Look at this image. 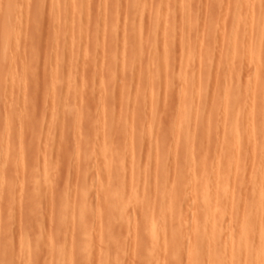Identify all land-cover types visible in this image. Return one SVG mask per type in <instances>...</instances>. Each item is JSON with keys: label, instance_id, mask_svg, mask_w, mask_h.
<instances>
[{"label": "rangeland", "instance_id": "1", "mask_svg": "<svg viewBox=\"0 0 264 264\" xmlns=\"http://www.w3.org/2000/svg\"><path fill=\"white\" fill-rule=\"evenodd\" d=\"M15 1L20 2L19 4L21 6H23L24 10H27V11L20 9L18 7L19 5H17V3H15L16 6L19 8V9L17 8L18 11L22 10L23 12H25V14L21 15V13H23V12H21V13L17 12V13H19V15H18L16 13V10H15L14 11L15 17L13 18L14 20H12V27L14 24L17 23V21L19 22V24L21 21L22 24H20V25L21 26L23 25L22 27L25 30L20 26L23 31L21 32V31L17 30L16 31L17 33L14 32V35L16 34V36L17 35L21 36V37L17 36V38L19 37V43H16L18 41V39L17 40L15 39L14 40L15 43H14L12 39L15 38L16 36H13V34L12 35L10 34V37L11 36H13V37H11L12 38L11 40L9 38V40H10V42H12V44L14 43L15 45L12 46L11 43L9 42L10 46H8L7 49H9L10 47H12V49H13L14 46H16L14 49V50H16V52L14 54V51H11V54H14L13 56L10 55V53L8 51H7V54L9 53L8 55L12 56L14 58V60L18 59L19 61H23V63L21 62L23 65H21L20 62H19L20 65L17 64L18 61H15L16 62V64H15V63H13L14 62L13 61L12 62L14 64L13 66L15 67V65H16V67H17L16 70L13 69L12 66H9L8 60L10 58L7 55L8 60L5 59V60H7V63H6L7 65H5L6 61L4 60L5 62H4V65L2 67V70H4V72L0 71V73L8 76V73L11 74V72H9L10 71L9 67H11L12 68L11 71H13V72L15 71L14 74H18V78H15L17 76L14 75L12 72L11 81H7V80H9V79H7V76H4V75L2 77L0 76L1 78L4 79L3 80L0 78L1 79L0 85H2L3 82L6 84V85L0 86V87H2V88H0L2 90V91H0V156H1L0 158L2 159L4 154H6L5 151H6V148H8V144H10V146L12 147L10 149H13V147H14L16 150V148H20L19 144L21 142V144H20L22 146L21 148L24 150L26 149L28 152L27 151L23 152L21 154V156H22L21 157L17 154L18 149H17V151H15L13 149V152H12V150L10 151L11 152L10 155H12V156L14 155L13 156L14 160L10 159L13 162L10 163V165H9V159H8V161L4 162L5 165H6V162L8 165L3 167V168H1L3 166V162L2 163L0 162V173H2L4 171V173H2L4 175H2V176H5L6 178L8 177L11 180L13 179L12 181H14V184L12 183L10 186L11 192L8 191V190H10L9 187L5 188L4 184H3V186L0 185V212L2 211L1 207L5 206V208H6L5 215L3 213V211H4L3 210L2 211L3 215H1L3 217H0L2 220V221H0V223H1L0 224V230L3 227L2 222L5 219V222L3 224V225H5L4 231H3V228L1 230L4 232V235L2 237V239L4 238V241L2 239H0V241L1 240L3 241L0 243V248H2V249L6 248L7 249V246L9 247L8 248L9 252L7 251L8 253L6 254L7 255L6 257H4L2 255V253L0 252V264H175V263H172L173 261L172 262L168 261V259L171 258L172 253L174 252L173 249L164 247L163 243L159 242L156 238L151 237V235H150V233H151L150 228L152 227L153 222H156L159 225L160 222L164 221L163 219H166V220L169 219L167 216H165V214H160L159 212H157V213H155L156 214L155 217H152L149 219H144V218H142V216L140 214L132 213L129 215V217L131 218L130 224L127 225L125 222L120 221V219H119L120 214L118 212L116 213V211H113L111 213L110 212L105 213L101 210V208H100L102 205L101 204L102 203L101 197L106 196V195L111 197L114 193L113 192L114 190H112L110 187H108L109 179L106 178V175H107V169L106 168H107L109 161H111V160H115V162H118V163L120 160H125V165L127 163H130L129 159H131V156H129V154L132 153V150L134 152H137L138 154L140 153L139 154L140 157L138 156V159H139L138 162L139 163L137 162L138 166L136 167L137 173H139V175L144 176L146 178V181H148V183H151L152 186H151V188L147 189L144 193L139 194L137 196V198L143 200L146 195H149L148 198L151 200H154V201L166 200L168 195L165 193V188L168 186L176 187L182 181V179H183L182 177H184V175H185V172L183 169L184 159H180V157H178V156L180 155L179 153H181L180 150L184 151L182 149V146H184V145L187 146V149H186V152H182L183 155L182 154L181 155L182 156L186 155L187 158L189 157V159H195L194 171H195V174L197 176L195 178V180H198V182L204 181L207 178V175L209 174V172H211L213 170L221 171L223 174H231L234 171L235 163L227 161L224 158H222V159H220V161H218V160H216V157H215V155H217L219 152L223 151V147H221L222 145H219L221 143V141H220L221 139L218 138L219 136L216 133H218L219 131L224 129V126L222 124L216 125L215 121H213V122L211 121V123H209V125L205 129L204 127H201V124H200L201 121H199L197 123L196 122L193 123V119L195 118L194 114L197 111L201 117H202V114H206V115L209 114L210 116L215 117V116H217L218 113H221L224 111L223 103L218 102L216 104H211V103H209L210 101L206 100V98L210 97L209 94H212L210 92L213 90L215 91V88L218 87L217 76L218 75L221 76L222 71L223 72L227 71L229 69V66L234 63V62L233 63L228 62V58L230 57L231 54H228V52L222 50L223 46H222V48H220V44H221L220 41L216 42V40H219L221 38L220 35L222 33L223 34L221 36H223L226 32H228L229 28L232 27V24H233V22L231 21V16H232L231 12L232 11L230 9V6H231L230 3L232 4V2H231L232 0L231 1L230 0H224V2L222 1L223 4L220 3L221 0L220 1H215V0L214 1L213 0H198L197 1L196 0L195 3L198 2L197 6L195 3H194L195 4L194 7H193L194 4L193 3L191 4L192 11H193V14L195 17V21L199 22V24L195 22L196 25H194V24L193 25L195 27L200 26V27H197L199 29V33H200V29H202L201 31L206 30L204 33L198 35V36L205 38V39H203V38L199 37V38H201V43L200 42L197 43L200 40L199 38H197L198 36L196 35L198 30L195 29V32H194V29H193L194 26L193 25L192 26L187 25L188 26L187 27L184 24L188 28L187 29L188 31H187L186 27L184 25H182L184 22H183V18H181V14L179 13L180 8L179 7L177 8L176 5H175V7L174 6L172 7V9L174 10V12L176 14H180V16L179 15L176 16V20H177L176 21V28L179 26V23H181L180 24V27H181L180 30L181 31H179V32H182L183 30H184L183 32H185V30H186L185 33H186V35H190L189 38L194 39L195 35L197 38V39H194V41H195L194 48L189 53L188 59H185V60L179 59L180 62H178L179 60L174 59V62L176 60L178 63L177 62H176L177 64L173 63L174 64V65H172L173 69L175 68V64H176V69L173 70V73L176 70L175 72H178L177 74L175 73L176 76H178L179 73H181V74L183 73L186 76L187 75L191 76V75L197 73V71L199 72L200 69L204 68V65L199 63L198 58L206 56V54L208 52H211L212 55L221 53L222 54L221 56H223L222 58L225 60V61L221 60L222 58L220 56V58H218V62L220 60H221V62L218 63L217 59L215 58L218 55L212 56L216 60H213L211 62V63L214 62L213 65L211 64L213 66V67H211V71H212L211 75L209 76V78L205 77V79H207V84L205 83V85H203V87L199 91L200 100L197 98H196V100L193 99L190 102V104H185L183 102L184 97L181 95L180 92H178V93L170 92L168 95L162 94L163 87L161 86L162 85L161 82H159V77L157 74L159 71V68L161 66V63H159V61L163 56L162 52L164 50H162V49H161L162 52L159 51L158 52L159 54L156 53V55H154V56H157L158 63H156V65L155 64L152 65V67H154V70L152 72L155 74L151 76L150 81L148 83L149 86L147 85V82H148L147 80H148L149 75H148L146 70H148L149 64L147 65L146 64L147 61H145V60L147 59L150 61L149 58L152 56V55L151 56L149 55V52L151 53L150 44L152 42V39H150V38H152V37H151V35H149V31H147L148 36H146V37L143 36L144 40L141 39L142 43L144 44L143 45L144 49L142 48L144 58L142 55V59L140 60V63L142 61L146 62V63L142 62L143 65L141 63V65L139 66L138 65L139 64V61H138L139 57L137 56L138 49H137L136 44L133 45V40L135 41L134 43H136L140 39H138L137 36L134 35V31H132V30L128 31V28H127V27H129V21L132 19L135 20L134 16L139 21L141 16L143 15L142 17L144 18V21L146 20L147 23H149V21H154L157 24V22L155 21L156 20L155 17L153 15H151L150 12H148V13L146 12L147 14L145 13L146 14V16H145V14H143L142 11L135 8L136 7L135 3L138 1L141 2L143 0H137V1H135V0H117L116 1V3L118 1H119V3H117L113 7V10L114 11L117 10L115 12V15L118 14V16H119L121 14L120 17H118V21L120 22L119 19L124 17V20L121 21V22H123V21L124 22H123V25L122 24L120 25L117 22L118 23L117 26L119 25V27H117V35L118 36L116 35V37L112 40V42H110L111 40L109 38V31H108L109 29H107V28H109V25H108L109 13H107V11L110 10L109 9L110 7L108 6L107 8L102 9L104 6H103V2H101V1H103V0H101V1L100 0H83V3L86 6L88 4V6L90 5V6L97 7L99 4H101L103 7L101 6L102 7V8L100 7L101 9L99 7L98 8H94V7L92 8L90 6H89L90 8L87 7L89 9L88 10L89 15H88V18L86 17L87 19L83 17L84 18L83 19V26L84 27L86 26L85 27L86 30H84V31H88V32L84 33V31H83V34L82 33H81L82 35L80 34L81 37L79 36V34H77L79 36V39H78V36L76 35L77 31L76 30H75V32L73 31L75 28L72 30V27L70 26V24L72 23V19H71L72 15H71V17H69L70 19L68 18V16H70V12H69V8H67V7H69V4H70L69 1H71V0H60L63 2L62 4L60 2V5H59V3H56L57 0H55L56 2L54 0H44V1L42 0L43 2H40L41 0H39V1L38 0H36V1L35 0H28L27 2H26V0H23V1L15 0ZM158 1L159 0H155V1L154 0H150V1L146 0L147 4L150 3V6H152V7H154L157 3L160 2V1L159 2ZM193 1L194 0H191V2H193ZM3 2L6 3V0H0V5L2 7L5 5ZM21 2H24L23 4L25 6ZM50 2L53 4L56 11H59L58 12L59 16L56 13V11L54 12V13H56L55 18L53 17L54 14L53 15L51 14V13H53L52 10H54V9H53V6ZM144 2H145V0H144ZM54 3L57 4V6H58L57 8L55 7L56 4L54 5ZM67 4H68V6H67ZM213 4H214V6H213ZM220 4H222V5H220ZM126 5H127V7H125ZM1 6H0V10L2 11ZM28 7L30 9L29 11H28ZM118 7H119V10H118ZM59 8H61V9H59ZM175 8H176V10H175ZM91 9H93V12L97 11L98 14H97V12L96 13L90 12ZM94 9H96V10L94 11ZM224 9H225V11H224ZM99 11L104 16L101 15ZM120 11H121V13H119ZM131 11H132V13H131ZM26 12H28V13H26ZM221 12L224 13L222 15H224L225 19L219 18V17H223L221 14H219ZM92 13H93V15H92ZM141 13H142V15H140ZM212 13L215 15H213ZM3 14H0V26L4 25V23L1 24V22L3 20V19L1 20V18H4ZM131 14H133V15H131ZM216 14H217V16H216ZM218 14H219V16H218ZM259 14H260V9H259ZM1 15H2V17H1ZM28 15L33 16V18H31V17L28 18ZM61 15H63V16H61ZM227 15L230 17V19L227 17ZM18 16H21V17H18ZM94 16L98 17V19L100 17L99 22L101 24L99 23L100 24L99 26H101V28L103 27V29H105V28L107 29V31L103 30L104 32H106V35H104L105 33H103V31L100 30L101 29L100 27H98V29L95 27L96 26V24H95L96 23V19H95L96 17H94ZM129 16H131V18ZM151 16H153V17H151ZM41 17H42V19H41ZM62 17H65L64 23L61 22V20H60V19H62ZM89 17H90V19H89ZM103 17H105V19H103ZM126 17L130 20L128 21ZM146 17H148V21H147ZM178 17H179V19H178ZM206 17L207 18L209 17L211 19V21L207 20ZM254 17H256V15ZM257 17H258V14H257ZM39 18H40V20H39ZM198 18H199V20H198ZM29 19H31V21L34 19L32 21L34 23L29 22L30 21ZM55 19L57 21L56 24L54 22ZM125 19L127 20L128 23L126 22ZM223 19H224V21L227 19V21H225L226 22L225 24L222 23ZM228 19H229V21H228ZM65 20H67L68 22ZM86 20H90V21H86ZM91 20H93L94 23ZM137 20H135L136 23H137ZM58 21H60L61 23ZM104 21H106V23ZM28 22L30 23L29 24L30 27L27 26ZM19 24H16V26H18ZM24 24H25V27H24ZM31 24L33 26H35L32 29H30L32 26ZM53 24H54V26H53ZM63 24H65V25H63ZM146 24H145V29H144V35H147V34H145L146 30H148L150 28L148 26V24L147 25ZM212 24L213 25L215 24L214 27H218L217 32H216V28H212V30L214 29L215 34L211 30V27H213ZM40 25H42V26H40ZM67 25H68V29H67ZM102 25H105V26H102ZM160 25L161 24H159V26ZM220 25H221V27H219ZM162 26H161V28H158V29L162 30ZM15 27H14V29L12 28L13 31L19 28V27H17L15 29ZM61 27L62 28L65 27V29L63 28L64 29L63 30V29H61ZM69 27H71V28H69ZM88 27H89V29H88ZM122 27H124L123 31L122 32L120 31L121 33L118 32L119 29H122ZM21 28L19 30H21ZM52 28H58V29L60 28L59 30L58 29H56V30H58L61 33H59L58 31L54 32L53 31L54 29H52ZM178 28L176 30H179ZM96 29L102 31L103 34H101L100 31H96ZM226 29H227V31H225ZM67 30L71 33V35H68L65 32ZM222 30H223V32L221 33L220 31H222ZM0 31H2V29H0ZM189 31L191 32V34H189L190 33ZM18 32L19 33L21 32V34H19ZM73 32H74V34H73ZM107 32H108V34H107ZM124 32L126 34H124ZM127 32L128 33L132 32V33H129V34H131L130 35L131 37L129 36V39L133 38V36H135L136 38L133 40L130 39V41H128V45L125 47V50L128 51L127 52V55H128L127 56V59H128L127 62L129 64L127 66H124L121 63L120 59L122 57L120 54H121V50L123 49V47L121 48V46H123L124 41L128 38L127 35H129ZM179 32H177V36L179 35L178 34ZM187 32H189V33H187ZM54 33L55 34L59 33V34H57L55 37ZM98 33L101 34L100 36L103 39V41L100 40ZM118 33H120V34H118ZM185 33L184 34L180 33L181 35L179 37H183V35H185ZM192 33L194 34V37H192L193 36ZM65 34H67L68 36H66ZM211 34H212V36L215 35V37L214 36L212 37ZM64 35L66 36V38ZM94 35H96L98 37V40H100L96 44L98 47L93 45V41H94L93 39H95V37H96V36L94 37ZM102 35H104V36L102 37ZM252 35L253 34L251 32L250 36H252ZM69 36H71V37L69 38ZM121 36H124V37H121ZM253 36L255 37V34ZM253 36H252V38H253ZM72 37H74V39L77 38L75 40V45H73V47H71L70 42L67 43L68 45L66 44V47H64V48L61 47V46H64V45H61L62 43L63 44L66 43L64 40H69ZM218 37H219V39H218ZM20 38H21V40H20ZM105 38H106L107 44H106V42H104ZM176 38L177 37H175L174 42L168 47V49L171 53L172 50L170 48H172V46H173L174 47L173 49L176 52V55H174L173 58L177 57V59H178L179 56L181 57V55L184 54L182 52H185V50L183 49L184 51H182V47H181L183 44V42L181 43V40H183V39L177 38V40H176ZM0 39H2L1 36H0ZM62 39H64V40H62ZM129 39H127V40H129ZM178 40H180L181 46L180 45L177 46V44H179ZM76 41H77V44H76ZM144 41H146V43H144ZM0 42H1V40H0ZM80 42H81V44H80ZM100 42L101 43L104 42L105 46H104V44H102V47H100L101 46ZM175 42H177L176 47L177 48L181 47L180 48L181 50L178 51L177 48L175 50V46H174ZM57 43H58V45H56ZM196 43H197V45L199 44L198 47L195 46ZM16 44L17 45L19 44V45L17 46ZM82 44L85 45L86 48H84V46ZM145 44H148V45H145ZM69 46L71 48H69ZM79 46H83L82 48L86 49L87 51L85 53L79 52V50H82V48ZM93 46H94V48H93ZM77 47L81 48V49H77ZM25 48H26V50H25ZM149 48H150V50H149ZM0 49H1V47H0ZM10 49H9V51H10ZM72 49H73V51L75 50L74 54H72L73 53ZM93 49H94V51H93ZM164 49L166 50V48H164ZM244 49H246V48H244ZM91 50H92V52H91ZM148 50H149V52H148ZM221 51H224V52H221ZM75 52H78L79 54L78 53L75 54ZM175 52H172V53L174 54ZM21 53H23V54H21ZM25 53H27V54H25ZM146 53H148V55ZM172 53H171V55H172ZM179 53L181 55H179ZM68 54H70V55H68ZM71 54H72V56L75 55L77 58H75L74 56L72 57ZM160 54H162V55H160ZM68 56H70L72 58L69 57V59H68L67 58ZM117 56H118V58H117ZM148 56H150V57H148ZM12 57H11V60H13ZM27 57H28V59H27ZM214 58H212V59H214ZM243 58L241 59L242 62L240 61L241 64H239V60L235 59L236 62L233 65L237 66V63L239 64L237 68L241 69V70L239 69V71H241L240 72L241 74L244 73V75L242 74V80L243 79H245V80L241 81V82L233 83V85H231L229 87L228 91H230V93L231 92L233 93L239 87L243 86L245 88V92L247 93V95H250V96L255 95V97L252 98L251 100L245 101L242 104L241 108L236 111L237 113H239L241 115V121L245 122L244 118L247 115V113H252V112H254V113L260 112L261 118L264 119V96L261 93V92L264 93V87L256 86L254 84L255 80L253 79L254 73L258 68L256 66H254V64H251V63L249 64L248 63L249 61L246 58H245L246 60L244 59L245 60L244 61ZM47 59H48V62H47ZM71 59H72V61H71ZM11 60H10V62H11ZM24 60L26 61L25 64H24ZM57 60H58V62H57ZM63 61H65V62H63ZM67 61H68V63H67ZM70 61H71V63H70ZM90 61H91V63H90ZM118 61L120 64L117 63ZM149 61H148V63H149ZM94 62H95V64H94ZM0 63L1 64L3 63L1 61V59H0ZM12 63H11V65H12ZM61 63L63 64V66L61 65ZM75 63H77V65ZM89 63H90V65H89ZM216 63H218V64H216ZM58 64H59V66L61 65L60 67H62V69H61L62 71L59 69L60 67L58 66ZM219 64H221V66ZM34 65L37 68H35ZM216 65H217L218 69L216 68V70H215ZM76 66H80L81 68L82 67L85 68V69L83 68L82 70L86 71V72L84 71L86 74L84 76H86L88 81H89V79H91L89 81L90 83L86 82L87 80L85 81L86 78H82L84 72L80 69V67H78V69L81 70V71H79ZM141 66H142V68L145 66V68L142 70ZM5 67H8V68H5ZM124 67H126V69ZM32 68H34L36 71H33L34 69H32ZM212 68H214V71ZM29 69H30V71L32 70V72H30ZM124 69L126 70L125 72L123 71ZM24 70H25V74L20 72V71L24 72ZM26 71H29V74H28L29 77L28 78H31L32 82L30 79H27V76H28L27 73L28 72H26ZM114 71H116V73L118 72V74H116L117 77H116L115 83L117 82V79H119V84H121L123 87L122 86L117 87L118 86L117 83H116L117 85H115V83H110L108 81V79H107L109 77L108 75H110L111 72H112L111 74H115ZM119 71H121L122 74H119L120 73ZM216 71L218 72V75H217ZM59 72H60V74L62 73L63 75L62 74L60 75ZM140 72H141V74H138V75H140V78L143 81H141L139 83L137 81H135L136 83H134V78H135V80H136V78H137V80H139V76L136 77L135 75H137V73H140ZM213 72L214 73L216 72V74H214ZM220 72H221V74H219ZM262 72H264V67H263ZM20 73H21V75H20ZM32 73H33V76H32ZM81 73H82V75H81ZM2 74H0V75H2ZM34 74H36V75H34ZM105 74L107 76H105ZM212 74H214L215 77ZM19 75L20 76L27 75V76H25L26 79H24V81H26L25 83H27L28 86L25 83L22 85H24L23 89L25 87H28V90L26 88L25 91H22L23 89L20 88V87H22V86H20V83L22 81H21V79H20L21 77H19ZM30 75H31V77H30ZM93 75H94V77H93ZM118 75H121V76H118ZM35 76H36V78H39V79L35 80ZM120 77H121V80H120ZM124 77H126V78H124ZM33 78H34L35 82H33ZM101 78L103 81L105 80L106 83H103L102 80L99 83L98 80H100ZM12 79L17 80L16 82H18L19 81L18 79H20V81H19L20 83L16 84L17 88L15 86L14 90H12V88L14 86L12 84V82H13ZM81 79L83 80V81H81L82 84L84 83L86 85V83H88V85H89L88 87L91 88V89L89 88V91L91 93L88 91L87 86L86 87H87L88 92H86L85 90H84L85 92H83L82 85H80L81 93L79 92L78 86L81 83L78 84V82H80L79 80H81ZM93 79H94V81H93ZM208 79L210 82L208 81ZM15 80H14V82H15ZM22 80H23V78H22ZM27 80H29V81L27 82ZM77 80H78V82H76ZM6 81L8 82V84L6 83ZM36 81H38V82H36ZM125 81L127 83H125ZM9 82H11L12 85H10ZM93 82H95L94 85L97 84L95 88H94ZM128 82H130V83H128ZM143 82L146 84L142 85ZM28 83H30V84H28ZM102 83H103V85H102ZM70 84H72V85L70 86ZM100 84L103 87L99 86ZM113 84L117 88V91L114 90ZM128 84H131V85L129 86ZM179 84H180L179 82L175 81L174 86H177V88L175 87L176 89H178V87H180ZM31 85H33V86H31ZM127 85L129 88H127ZM75 86L78 88L77 90H75L76 89ZM135 86L140 87V89L138 90V94H137L138 97H136L137 103L139 106L138 110L140 113H142V115L147 114L146 117H144L145 115L142 116L143 119H141L142 117H139L142 120V122L140 124L141 126H139L138 123H134V120L132 121V119H130V118H129L130 119L129 121H132V123L131 122L128 123V120L125 121L124 119H121L119 117L118 118L116 117V119L113 120L114 122L112 121L109 126L101 123V121H100L101 113H99V112L101 109L103 110V107H102L103 105H100L102 108L99 107L98 105L104 104V102L106 101L105 100L106 97H108V99H110V98L114 97L115 95H118L119 92L123 95V92L126 93V91L128 92V89H129V94H131V92L133 93L135 91V88H137ZM188 86H190V85H188ZM18 87L20 88L19 91L16 90V89H18ZM53 87L55 90L53 89ZM84 87L85 86H83V88ZM106 87H108V88H106ZM161 87H162V89H161ZM92 88H94V89H92ZM100 88H103L102 93H104L103 94L104 97L102 96L103 97L102 100H100L101 97L99 99V96H101V94H102L100 92L101 90L99 91ZM118 88H121V89H118ZM56 89L57 90L59 89V90L57 91ZM109 89H110V92H109ZM122 89H123V92H122ZM133 89H134V91H133ZM53 90L56 94L54 97L52 94ZM151 90L155 91L154 100H150V98H149V92ZM32 91H34V92H32ZM214 91H213V93H214ZM23 92L25 93L24 95H22ZM28 92H30L32 95H30V93H28ZM73 92H74V94H73ZM33 93H35V94H33ZM163 93H164V91H163ZM207 93H209V94H207ZM19 94H21V95H19ZM76 94H78V95H76ZM82 94H86L87 96L84 95V97H83ZM88 94H89V96H88ZM121 94H119V96L114 97V98L120 97V98L116 99V101H115V102L119 101L118 102L119 104H120V100H121V96H122ZM106 95H108V96H106ZM109 96H112V97H109ZM85 98L91 99V100H88V103L94 102V104H96L95 105L96 107L92 106V104L88 105V106H90V109L93 107L92 109H95V110L91 109L90 111H87V110H89L88 109L89 107L85 106L84 104H83L84 105L83 106L81 104V103H85ZM80 101H82V102H80ZM102 101H103V103H100ZM25 102H26V105H25ZM151 102L155 103V105H157L160 110H162L161 108H164L163 110H165V111L167 110L168 112H170V115H168V112L160 111L163 113L162 114L160 113L159 118L156 116L154 118H152L151 114L149 113V111H150V107H149L150 105L149 104ZM88 103L86 101L85 104H88ZM127 104L129 106L132 105L130 101H128ZM115 105H117V103ZM98 107L101 109L98 110ZM116 107H117L116 109L119 110L118 106H116ZM17 108L19 111H17ZM27 108L29 109V111H27L28 110ZM34 108H35V110H34ZM13 110H15V111H13ZM61 110H63L62 111L63 113L61 112ZM9 111H10V113H9ZM65 112L68 115L65 114ZM84 112L85 113L88 112V113H86L87 115ZM91 112H93V114ZM82 113H83V115H82ZM97 113H98V115H97ZM55 114H58V115L55 116ZM79 114H81L80 117L78 116ZM165 114L168 115V120H167V115H165ZM9 115L10 116L12 115L13 119H11L12 116L10 117ZM84 115H86V116H84ZM162 115H164V118L166 116V119H163L164 121L162 120L165 123L164 125L166 127H163L164 125L161 127V125L163 124V123H161L162 121H160L161 117L163 118ZM181 115L183 118L189 119L190 125H192L190 128H188V129L183 128L179 124ZM38 116H39V118H38ZM102 117L103 116H101V118ZM56 118H59V119H56ZM92 118H93V120H92ZM144 118H146L145 119L146 122L144 121ZM156 118L159 119V120L157 119L158 122L156 121V123H154V121H153V124H151L152 120H150V119L155 120ZM39 119H40V123H39ZM81 120H82V122H81ZM52 121H54L55 123ZM76 123H77V125L75 126ZM195 123L197 125L199 124L197 128H195L196 127ZM86 124H88V126ZM99 124H102V125H99ZM135 124H137V125H135ZM8 126L9 127L11 126L12 128L8 129L9 128ZM101 126H103L104 131H103ZM130 126H131L130 129L133 128L134 132H136L135 135L137 136V138L135 136L133 140L129 139V137H127V133L129 132L130 129L128 131H126V130ZM105 127H106V129H105ZM262 127H264V122L261 125H258V123H255V125H253V128H254L253 134L256 137L254 135L253 136L256 138V140L260 139V136H259L260 130L259 129H261ZM29 128H30V130H28ZM107 128H108V130H107ZM158 128H160L161 131ZM163 128H165V129H163ZM105 130L108 131L109 134H112L111 138H110L112 143L114 141H116V139H117V141L113 143L115 145L114 151H116L117 153L114 157H112V159H111L112 150H109V146L107 147V144H109V142L104 140L105 139L104 136H106V135H104V134H106V133H104ZM12 131H13V133L16 131L14 134H12L13 136L11 135ZM154 131H155V135L153 136ZM158 131L160 133L164 134V139H163L162 143L158 142L159 138H157V136L160 135V133ZM4 132H5V134H4ZM101 133H104V134H101ZM142 133H143V135H142ZM97 134H98V136H97ZM148 134H149V136L151 135L153 138H151V136L149 137ZM180 134L182 136H184L185 138H183V139L180 138L182 141V145L180 147H178L177 141H178V135H180ZM219 134H221L220 135V137H221L222 131L219 132ZM7 135H11L12 138H11V136H9V138H10L9 139ZM102 135H104V136H102ZM116 135L118 137H116ZM243 137H244V135H243V133H241V135H239V141H243ZM5 138H6V140H4ZM14 138L17 141H15ZM7 139L12 140V143H9L11 141L8 142ZM23 139H25V140H23ZM152 139H154V142L155 141L156 142L154 143ZM229 139L232 141L233 140L236 141L235 135L233 133H231L229 135ZM19 140H21V141H19ZM15 142L17 145L15 144ZM29 145H30V147H29ZM35 146H38L39 150H37L38 148H36ZM32 147H33V150L31 149ZM34 147L36 148V150ZM49 147L51 150H49ZM30 149H31V152L29 151ZM47 149H48V151H47ZM178 149H179V151H177ZM260 150L258 151V154L259 155L264 154V149H262L261 151ZM14 152L16 155L14 154ZM44 152H46V153H44ZM47 152H49V153L47 154ZM2 153H4V154L2 155ZM34 153L37 154L36 158H34V155H35ZM38 153L40 155L43 154L42 156L39 155L41 160L38 159L39 158ZM101 153H103V154L101 155ZM27 154H28V156H27ZM29 154H30L31 158H29ZM12 156H9L8 158H12ZM15 156H17V157H15ZM18 156L21 157L20 158V160H22V161H20L21 163L18 162L19 160L17 161V159H19ZM24 156H25L26 160H24ZM26 156H27V158H26ZM44 156H47V157L45 158ZM161 156L165 157V159H167V161H168L167 168H166V174H164V175H162L163 171H161L157 167V164H156V159L161 157ZM125 157H126V159H125ZM33 158L36 159V161ZM49 159H50V161H49ZM27 160H30V161H27ZM33 160L35 162H37V164L40 161L39 162L40 166L39 165L37 166V164H36L37 174L39 176L38 177V183L41 184V188L39 190L34 189V184H33L32 178H31V174H32L31 172H33L35 170V166L33 165ZM1 161H3V160H1ZM46 161L49 162V165L51 163V165H50L51 171L50 172L52 174V178L51 177L50 178L52 180L51 179L50 180L45 179V174H46L45 173L46 172L45 162ZM25 162H26V165H25ZM27 162H30V163H27ZM19 164L20 165L23 164V165L20 166ZM244 164H245V166H247L249 168V170H250V168L252 169V167H251L252 166V159L251 158H248L247 160H245ZM18 166H20V167L18 168ZM24 166L27 167V169ZM32 166H34V167H32ZM175 166H176V168H175ZM38 167H41V168H38ZM127 167H129V165ZM8 169H10L11 171ZM5 172H7V174ZM186 173H187V171H186ZM249 174H250V172H249ZM249 174H247V176H250ZM129 175H130L129 172L124 171L123 173H120V175H115L113 177V179H111V180H112V182L117 183L118 181H120L121 178H124V180L122 181V182H124L122 187L126 188V186H129V185H127L128 184L127 180H128ZM2 176H0V178H1L0 180L3 179ZM186 177H187V175H186ZM246 178L247 177L242 178L243 179V188H244V184H246L245 187L246 186L248 187V185L250 184L251 181L257 180V178H251V176H250L247 178L248 179L247 182H249V181L250 182L247 183L245 181ZM189 180H190L189 178L184 179L185 182H188ZM0 184H1V181H0ZM245 189H243L245 191L244 192L241 190L240 186L235 187V190L237 193L239 192V194H240V190H241L242 191L241 193L245 194V195L240 194L241 196L245 197L247 194V196L245 198V202L248 204L249 207L255 206L256 205L255 204V202H256L255 201V195L253 193H248L249 188L248 189L245 188ZM3 190L4 191L6 190V191L4 192ZM3 193H5L7 195L5 196V194H3ZM1 194H3L5 196V198H4V196L1 197L2 196ZM191 194H192V192L189 193V197L184 196V199L182 197H179L176 200L173 199L174 200L173 204H176V203H179L180 201H182V203H183L182 211L183 212H185L187 210L186 211L187 214L186 213L184 214L185 216L182 215L181 217L175 219L173 222L172 229H171V231H169V235H168V237L173 239V240H176L177 238H179L182 232H187L188 234H190V232H191L192 228H191L190 222L184 223V226H179V222L181 220L185 219V217H187L186 219H188L190 221L192 216H196L197 212H193V210H192V207L195 205V201H193V200L198 201V199L202 198V194H194V192H193V195H191ZM28 197H29V199H28ZM127 197H129V196H127ZM237 197H238V195H237ZM34 198H35V200H34ZM3 209H4V207H3ZM9 211H11V213H9ZM6 215H8V217L10 215V217L8 218ZM238 216H240V213L239 214L237 213L233 218H238ZM132 218H133V220H132ZM7 220L9 222H7ZM7 232L9 233V237H7L8 236ZM5 235H7V236H5ZM24 236H27L25 238L26 239L28 238V240H27L28 243L23 241ZM6 239H8V240H6ZM194 239L195 238H193V242L195 243V248L197 250L203 249V247H204L203 240L202 239H195L194 240ZM6 241H8V242H6ZM4 243H5V245H3V247H1L2 244H4ZM7 243H8V245H7ZM27 247H29V249H27ZM2 249H0V251ZM179 254H180V252H179ZM229 256H230L229 251H227V250L221 251L216 256V260L224 261ZM258 256L259 255H257V254L251 256V261L253 259L255 260L256 258H258ZM2 258L5 261L4 263H3V261H1ZM249 261H250V259H249ZM261 261L264 264V257L262 258ZM177 264H189V263L187 261L186 256H182V257H180V262ZM198 264H208V263L206 260H200L198 262Z\"/></svg>", "mask_w": 264, "mask_h": 264}, {"label": "bare ground", "instance_id": "2", "mask_svg": "<svg viewBox=\"0 0 264 264\" xmlns=\"http://www.w3.org/2000/svg\"><path fill=\"white\" fill-rule=\"evenodd\" d=\"M18 1V0H17ZM21 1H23V0H21ZM28 0H26V2H27ZM36 1V0H35ZM39 1V0H38ZM44 1V0H43ZM42 0L40 1V2H43ZM55 1V0H54ZM101 1V0H100ZM99 1V2H100ZM116 1L117 0H103V1H101V2H103V6L101 5V4H99L97 7H95V6H90V7H94V8H100L101 6L103 7H101L102 9H104V8H107L108 6L110 7L109 9V11H107V13H109V22H108V25H109V28H107V29H109L108 31H109V38H110V42H112V40L116 37V35H117V27H119V25L117 26V24L119 23L120 25L122 24L123 25V22H121L122 20H124V17L123 18H121V19H119L120 20V22L118 21V17H120V15L118 16V14L117 15H115V12L117 11V10H113V7L117 4V3H119V1L116 3ZM135 1H137V0H135ZM150 1V0H149ZM155 1V0H154ZM160 1V2H159ZM158 2L159 3H157L154 7H152V6H150V3H148L147 4V2H146V0H145V2H144V0L143 1H138V2H134L135 4H136V9H138V10H140V11H142L143 12V14H145L146 12L148 13V12H150V14L151 15H153L154 17H155V21L157 22V24L154 22V21H149V23H147L146 22V20L144 21V18L142 17L143 15H142V13L140 14V15H142L141 16V18H140V20L138 21L137 20V18L134 16V18H135V20H137V23H136V21L135 20H130V19H128L127 17V20L129 21V27H127L128 28V31L129 30H132V31H134V35H136L137 36V38L138 39H140V40H138V42H136V43H134L135 41L133 40V39H135L136 37L135 36H133V38H130V39H132L133 40V45L134 44H136V46H137V49H138V54H137V56L139 57L138 58V61H139V66L141 65V63L143 62H141L140 63V60L142 59V55H143V58H144V54H143V43H142V40L141 39H143L144 40V37H146V36H148V32L147 31H149V35H151V37L152 38H150V39H152V42H151V44H150V48H151V50H150V48H149V50L151 51V53L149 52V50H148V52H149V55L151 56H148V57H150L149 59H150V61L149 60H145V61H147V63L146 62H143V63H146L147 65L149 64V66H148V70H146L147 71V73H148V82H147V85L149 86V81H150V78H151V76L152 75H154L155 73H153L152 71L154 70V67H152V65H156V63H158V58H157V56H154V55H156V53L157 54H159L158 52L159 51H161V49L162 50H164L163 52H162V54H163V56H162V58L160 59V61H159V63H161V66H160V68H159V71H158V77H159V82H161V86L163 87V89H162V87H161V89L164 91V93H163V91H162V94H165V95H168L170 92H172V93H178V92H180L181 93V95L184 97L183 98V102L185 103V104H190V102L193 100V99H195L196 100V98L197 99H199L200 100V97H199V91L201 90V88L203 87V85H205V83L207 84V79H205V77H208L209 78V76L211 75V67H213L212 65L214 64V62L213 63H211L213 60H216L217 59V62H218V58H220V56L222 55L221 53L220 54H214V55H212V53L211 52H208L207 54H206V56H204V57H200V58H198L199 59V63L200 64H202V65H204V68L203 69H200L199 70V72L197 71V73H195V74H193V75H191V76H186V75H184L183 73L181 74V73H179V75L178 76H176L175 75V73L177 74L178 72H175L174 71V73H173V70L174 69H176V64L178 63V62H180V60L179 59H182V60H185V59H188L189 58V53L193 50V48H194V44H195V41H194V39H197V38H199V37H201V36H198V35H200V34H202V33H204L206 30H204V31H201L202 29H200V33H199V29L197 28V27H200V26H197V27H195L194 25H196V23H198L199 24V22H196L195 21V17H194V14H193V11H192V7H191V4L193 3H195L196 2V0H194L193 2H191V0H159ZM198 1V0H197ZM214 1V0H213ZM215 1H220V0H215ZM222 1L224 2V0H221V2L220 3H222ZM231 1V0H230ZM56 2V1H55ZM60 2H61V4L63 3L62 1H60V0H57V2L56 3H59V5H60ZM70 2V4H69V7H67V8H69V12H70V16H68V18L69 17H71V15H72V17H71V19H72V23L70 24V26L72 27V30L75 32V30L77 31L76 32V35L77 34H79V36L81 37V35L83 34V31L84 30H86L85 29V27L83 26V19L84 18H88V15H89V9L87 8V7H89L88 6V4H87V6L83 3V0H71V1H69ZM130 2V1H129ZM140 2V3H139ZM226 2V1H225ZM232 2V4L230 3V9H231V13H232V16H231V21L233 22V24H232V27L231 28H229V31L228 32H226L223 36H221L223 33V30L222 31H220L221 33V35H220V39H219V37H218V39L219 40H216V42L217 41H220L221 42V44H220V48H222V46H223V49L222 50H224V51H226V52H228V54H231L230 55V57L228 58V62L229 63H235L236 61H235V59H237V60H239V64H241V59L243 58V60L246 58L249 62V64L251 63V64H254V66H256L258 69L255 71V73H254V84L256 85V86H259V87H264V72H262L263 71V67H264V20H262V17H261V11H260V14H259V9H260V0H232L231 1ZM4 3V2H3ZM2 3V4H3ZM15 3H17V5H19L18 7L20 8V9H22V10H24L23 9V6H21L19 3L20 2H16L15 0H6V3H4L5 5L2 7L1 5V9H2V11L0 10V14H3L4 15V18H1V20H2V22H1V24H3L4 23V25H1L0 27V29H2V31H0L1 33V37H2V39H0L1 40V42H0V47H1V49H0V59H1V61L3 62L2 64L0 63V71H2V72H4V70H2V67H3V65H4V62H5V65H7L6 63H7V57L9 56L8 54L10 53V55H14L15 54V52H16V50H14L15 49V47L16 46H14V48L12 49V47H10L9 49H10V51H9V49H7L8 48V46H10V43H11V45L13 46V45H15L14 43H15V39L17 40L18 39V41L16 42V43H19V37H21L20 35H17V36H19L18 38H17V36H16V34L14 35V32L15 33H17L16 31L18 30V31H23L22 30V26L20 25V24H22L21 23V21H20V24H19V22L17 21V23L16 24H19L18 26H16V24H14L13 25V27H12V20H14L13 18L15 17L14 15H15V10H16V13L17 12H19V13H21V12H23L22 10L21 11H18V7L16 6V4ZM22 4L24 3V2H21ZM51 3V2H50ZM56 3H54V5L56 4ZM123 3V2H122ZM154 3V2H153ZM213 3V2H212ZM219 3V2H218ZM48 4V3H47ZM52 4V3H51ZM131 4V3H130ZM196 4V6H197V4H198V2L197 3H195ZM195 4L193 5V7L195 6ZM223 4V3H222ZM222 4H220V5H222ZM226 4V3H225ZM224 4V5H225ZM24 5V4H23ZM92 5V4H91ZM111 5V6H110ZM133 5V4H132ZM150 7H149V6ZM154 5V4H153ZM175 5L177 6V8L179 7L180 8V14H181V18H183V24L182 25H193L194 27H193V29H194V32H195V29H197L198 30V32H197V38H196V35H195V37H194V32L192 33L193 34V36L192 37H194V39H192V38H189V36L190 35H186V30L188 29L185 25V27H186V30H185V32H179V31H181L180 30V24L181 23H179V30H176L177 28H176V16H180V14H176L175 12H174V10L172 9V7L174 6L175 7ZM219 5V4H218ZM21 6V7H20ZM25 6V5H24ZM43 6V5H42ZM52 6H53V4H52ZM67 6H68V4H67ZM213 6H214V4H213ZM216 6V5H215ZM226 6V5H225ZM55 7L57 8L58 6H57V4L55 5ZM60 7V6H59ZM89 7V8H90ZM125 7H127V5L125 6ZM209 7V6H208ZM223 7V6H222ZM18 8V9H17ZM100 8V9H101ZM112 8V9H111ZM117 8V7H116ZM130 8V7H129ZM134 8V9H135ZM152 8V9H151ZM211 8V7H210ZM215 8V7H214ZM219 8V7H218ZM221 8V7H220ZM4 9V10H3ZM48 9V8H47ZM53 9L54 10H52L53 11V13H51L52 15H53V17L55 18V14L57 13L58 14V12L59 11H56V9L54 8V6H53ZM59 9H61V8H59ZM30 9H29V7H28V11H29ZM96 9H94V11H95ZM107 10V9H106ZM118 10H119V7H118ZM123 10V9H122ZM127 10V9H126ZM175 10H176V8H175ZM24 11H27V10H24ZM56 11V13H54ZM135 11V10H134ZM224 11H225V9H224ZM37 12V11H36ZM35 12V13H36ZM64 12V11H63ZM90 12H93V9H91V11ZM97 12V11H96ZM96 12H93V13H96ZM100 12V11H99ZM136 12V11H135ZM134 12V13H135ZM19 13H17L18 15H19ZM26 13H28V12H26ZM93 13H92V15H93ZM106 13V12H105ZM104 13V14H105ZM119 13H121V11L119 12ZM131 13H132V11H131ZM146 13V14H147ZM178 13V12H177ZM218 13V12H217ZM226 13V12H225ZM23 14H25V12H23V13H21V15H23ZM30 14V13H29ZM97 14H98V12H97ZM100 14L101 15H103L101 12H100ZM138 14V13H137ZM146 14H145V16H146ZM213 14V13H212ZM219 14H224V13H219ZM219 14H218V16H219ZM257 14H258V17H257ZM31 15V14H30ZM30 15H28V18H33V16H30ZM95 15V14H94ZM100 15V16H101ZM128 15V14H127ZM126 15V16H127ZM131 15H133V14H131ZM213 15H215V14H213ZM256 15V17H254ZM37 16V15H36ZM58 16H59V14H58ZM61 16H63V15H61ZM97 16V15H96ZM96 16H94V17H96ZM104 16V15H103ZM150 16V15H149ZM153 16H151V17H153ZM201 16V15H200ZM216 16H217V14H216ZM223 17H219V18H224V15H222ZM1 17H2V15H1ZM18 17H21V16H18ZM52 17V16H51ZM84 17V18H83ZM91 17V16H90ZM90 17H89V19H90ZM130 18H131V16H129ZM150 17V18H151ZM211 17V16H210ZM227 17L230 19V17L227 15ZM60 18V17H59ZM64 18L65 17H62V19H60L61 20V22H63L64 23ZM86 18V19H87ZM147 18V21H148V17H146ZM207 18V17H206ZM17 19V18H16ZM20 19V18H19ZM26 19V18H25ZM41 19H42V17H41ZM70 19V18H69ZM96 19V28L98 29V27H100L101 28V26H99L101 23L99 22L100 20V17H99V19H98V17H96L95 18ZM103 19H105V17H103ZM178 19H179V17H178ZM201 19V18H200ZM225 19V18H224ZM224 19L222 20L223 22V24H225L226 22L225 21H227V19L224 21ZM229 19H228V21H229ZM30 21L29 22H32L31 21V19H29ZM39 20H40V18H39ZM126 20V19H125ZM127 20H126V22H127ZM198 20H199V18H198ZM207 20H210L211 21V19L208 17L207 18ZM65 21H67V20H65ZM86 21H90V20H86ZM93 23H94V21L93 20H91ZM107 21V20H106ZM106 21H104L105 23H106ZM182 21V20H181ZM28 22V24H27V26H29V23ZM39 22V21H38ZM54 22H55V24H56V19L54 20ZM58 22H60V21H58ZM60 22V23H61ZM68 22V21H67ZM118 22V23H117ZM148 24V26L150 27L148 30H146V33L145 34H147V35H144V29H145V24L146 23ZM162 22V23H161ZM196 22V23H195ZM14 23V22H13ZM32 23H34V22H32ZM41 23V22H40ZM100 23V24H99ZM128 23V22H127ZM48 24V23H47ZM66 24V23H65ZM65 24H63V25H65ZM73 24V25H72ZM104 24V23H103ZM146 24V25H147ZM159 24H161L160 26H159ZM197 24V25H198ZM32 25V24H31ZM35 25V24H34ZM69 25V24H68ZM68 25H67V29H68ZM106 25V24H105ZM105 25H102V26H105ZM163 25V26H162ZM16 26V27H15ZM22 28H21V27ZM40 26H42V25H40ZM53 26H54V24H53ZM52 26V27H53ZM62 26V25H61ZM91 26V25H90ZM161 26H162V30L161 29H158V28H161ZM206 26V25H205ZM212 26L213 27H211V30H212V28H216V32H217V28L218 27H214L215 26V24L213 25L212 24ZM3 27V28H2ZM14 27H15V29L17 28V27H19L18 29H16V30H14L13 31V29H14ZM24 27H25V24H24ZM30 27V26H29ZM33 27H35V26H31V28L30 29H32ZM71 27H69V28H71ZM93 27V26H92ZM107 27V26H106ZM190 27V26H189ZM219 27H221V25L219 26ZM13 28V29H12ZM21 28V30H19ZM64 29H65V27H63ZM62 27H61V29H63ZM123 28L124 27H122V29H119V31L118 32H122L123 31ZM183 28V27H182ZM24 29V28H23ZM29 29V30H30ZM52 29H54L53 31L54 32H57L59 29L58 28H52ZM56 29H58V30H56ZM63 29V30H64ZM88 29H89V27H88ZM87 29V30H88ZM91 29V28H90ZM96 29V31H100V30H104V31H107V29L105 28V29H103V27L100 29V30H97ZM192 29V28H191ZM190 29V30H191ZM25 30V29H24ZM28 30V31H29ZM56 30V31H55ZM93 30V29H92ZM127 30V29H126ZM210 30V31H211ZM52 31V32H53ZM62 31V30H61ZM68 31V30H67ZM65 31L68 35H71V33L68 31ZM95 31V32H96ZM102 31H100L101 32V34H103V33H105L104 35H106V32H104L103 31V33H102ZM161 31V32H160ZM188 31V30H187ZM213 32H214V34H215V31H214V29L212 30ZM211 31V32H212ZM225 31H227V29L225 30ZM12 32V33H11ZM21 32L19 33V34H21ZM59 32V31H58ZM72 32V31H71ZM74 32H73V34H74ZM86 32H88V31H84V33H86ZM91 32V31H90ZM99 32V33H100ZM120 32V33H121ZM177 32H179L178 34V36H177ZM190 32V31H189ZM189 32H187V33H189ZM212 32V33H213ZM251 32H252V34L254 35L255 34V37L253 36V38H252V36H250L251 35ZM59 33H61V32H59ZM59 33H57V34H59ZM82 33V34H81ZM92 33V32H91ZM97 33V32H96ZM98 33V34H99ZM120 33H118V34H120ZM128 33V32H127ZM129 33H132V32H129ZM128 33V34H129ZM184 34L185 33V35H183V37H179L181 34ZM199 33V34H198ZM208 33V32H207ZM10 34L12 35L13 34V36H16L15 38H11V37H13V36H11L10 37ZM23 34V33H22ZM25 34V33H24ZM57 34H55L54 33V36L56 37V35ZM67 34H65L66 36H68ZM81 34V35H80ZM97 34V35H98ZM101 34H99V37H100V40H102L103 41V39L101 38ZM107 34H108V32H107ZM123 34V33H122ZM124 34H126L125 32H124ZM189 34H191V32L189 33ZM64 35V36H65ZM90 35V34H89ZM92 35V34H91ZM104 35H102V37L104 36ZM131 34H129V35H127L128 36V38L127 39H129V36H130ZM28 36V35H27ZM53 36V37H54ZM63 36V37H64ZM66 36H65V38H66ZM78 36V35H77ZM79 36H78V39H79ZM96 35H94V37H95ZM118 36V35H117ZM144 36V37H143ZM211 36H212V34H211ZM214 37H215V35H213ZM212 36V37H213ZM23 37V36H22ZM52 37V38H53ZM54 37V38H55ZM71 36H69V38H70ZM106 37V36H105ZM121 37H124V36H121ZM131 37V36H130ZM143 37V38H142ZM175 37H177V38H182L183 40H181V43L183 42V44H182V46H181V43H180V40H178L179 41V44H177V42H175L174 43V46H175V50H176V44H177V46H181L182 47V51H184L185 50V52H182V53H184V54H180L179 53V55H181V57L179 58L178 57V59H177V57L176 58H173V56L174 55H176V52L174 51V47L172 46V48H170L171 50H172V52H175L174 54L172 53V55H171V53H170V51H169V49H168V47L174 42V40H175ZM9 38H10V40L12 39L13 40V44H12V42H10V40H9ZM61 38V37H60ZM76 38V37H75ZM177 38H176V40H177ZM201 38H203V39H205L204 37H201ZM201 38H199L200 40L197 42V43H201ZM24 39V38H23ZM77 39V38H76ZM76 39H74V37H72L71 39H69V40H64V39H62V40H64L65 42V44H61V45H64V46H61V47H66V44L67 43H69L70 42V45H71V47H73V45H75V40ZM122 39V38H121ZM125 40L124 41V44H123V46H121V48L123 47V49L121 50V63H122V65H124V66H127L129 63L127 62V50H125V47L128 45V41H130V39L129 40ZM20 40H21V38H20ZM25 40V39H24ZM27 40V39H26ZM94 41H93V45L94 46H97L96 44L100 41V40H98V37L96 36L95 37V39H93ZM117 40V39H116ZM193 40V41H192ZM68 41V42H67ZM120 41V40H119ZM137 41V40H136ZM10 42V43H9ZM60 42V41H59ZM63 42V41H62ZM89 42V41H88ZM104 42H106V38H105V41ZM104 42L103 43H101V46L100 47H102V44H104ZM149 42V43H150ZM61 43V42H60ZM99 43V44H100ZM119 43V42H118ZM144 43H146V41H144ZM197 43H196V45L195 46H197L198 47V45H197ZM219 43V42H218ZM25 44V43H24ZM28 44V43H27ZM76 44H77V41H76ZM80 44H81V42H80ZM90 44V43H89ZM98 44V45H99ZM106 44H107V42H106ZM109 44V43H108ZM17 45V44H16ZM19 45V44H18ZM17 45V46H18ZM56 45H58V43L56 44ZM68 45V44H67ZM79 45V44H78ZM83 45V44H82ZM118 45V44H117ZM145 45H148V44H145ZM84 46V48H86L85 47V45H83ZM83 46H79V47H83ZM94 46H93V48H94ZM104 46H105V44H104ZM103 46V47H104ZM20 47V46H19ZM22 47V46H21ZM32 47V46H31ZM70 46H69V48H71ZM89 47V46H88ZM98 47V46H97ZM129 47V46H128ZM180 47V48H181ZM81 48H78L77 47V49H81ZM106 48V47H105ZM143 48V49H142ZM164 48H166V50L164 49ZM180 48H177L178 49V51L179 50H181ZM244 48H246V49H244ZM22 49V48H21ZM76 49V48H75ZM90 49V48H89ZM184 49V50H183ZM25 50H26V48H25ZM106 50V49H105ZM147 50V49H146ZM221 50V49H220ZM219 50V51H220ZM7 51L9 52L8 54H7ZM11 51H14V54H11ZM67 51V50H66ZM72 51H73V49H72ZM75 51V50H74ZM74 51H73V53L72 54H74ZM77 51V50H76ZM87 50L86 49H83L82 48V50H79V52H86ZM93 51H94V49H93ZM224 51H221V52H224ZM22 52V51H21ZM91 52H92V50H91ZM146 52V51H145ZM29 53V52H28ZM47 53V52H46ZM76 53H78V52H75V54ZM21 54H23V53H21ZM25 54H27V53H25ZM52 54V53H51ZM72 54H71V56H72ZM79 54V53H78ZM104 54V53H103ZM147 55H148V53H146ZM162 54H160V55H162ZM8 55V56H7ZM59 55V54H58ZM57 55V56H58ZM68 55H70V54H68ZM91 55V54H90ZM94 55V54H93ZM105 55V54H104ZM184 55V56H183ZM215 55H218L217 57H212V56H215ZM12 56H9V66H12V68L13 69H17V67H16V65H15V67L13 66L14 64L13 63H15L16 64V62L15 61H18V63L17 64H19V62L21 63H23V61H19L18 59L16 60H14V58L12 57ZM34 56V55H33ZM62 56V55H61ZM75 58H77L75 55H73ZM72 56V57H73ZM107 56V55H106ZM105 56V57H106ZM228 56V55H227ZM11 57H12V59L13 60H11ZM69 57L70 56H68L67 58L69 59ZM72 57H70V58H72ZM79 57V56H78ZM183 57V58H182ZM223 56H221V58H222ZM62 58V57H61ZM117 58H118V56H117ZM157 58V59H156ZM212 58H214V59H212ZM5 59H7V60H5ZM27 59H28V57H27ZM67 59V60H68ZM107 59V58H106ZM174 59H176V60H179L178 62L175 60V62H174ZM245 59V60H246ZM5 60V61H4ZM10 60H11V62H10ZM26 60V59H25ZM24 60V64H25V62L27 61H25ZM96 60V59H95ZM94 60V61H95ZM197 60V59H196ZM195 60V61H196ZM221 60H224L223 58L221 59ZM221 60L218 62V63H220L221 62ZM244 60V61H245ZM14 61V62H13ZM71 61H72V59H71ZM71 61H70V63H71ZM92 61V60H91ZM91 61H90V63H91ZM148 61H149V63H148ZM198 61V60H197ZM225 61V60H224ZM241 61V62H240ZM13 62V63H12ZM47 62H48V59H47ZM57 62H58V60H57ZM63 62H65V61H63ZM76 62V61H75ZM177 62V63H176ZM216 62V61H215ZM11 63H12V65H11ZM21 63V65H23ZM53 63V62H52ZM67 63H68V61H67ZM90 63H89V65H90ZM117 63H119V61L117 62ZM143 63H142V65H143ZM173 63H176L175 64V68L173 69V66L172 65H174ZM218 63H216V64H218ZM233 63V64H234ZM27 64V63H26ZM39 64V63H38ZM60 64V63H59ZM59 64H58V66H59ZM76 65H77V63H75ZM94 64H95V62H94ZM109 64V63H108ZM120 64V63H119ZM212 64V65H211ZM223 64V63H222ZM230 65L229 66V69L227 70V71H225V72H223L222 71V74H221V72L219 73V74H221V76L220 75H218V72H217V83H218V87L217 88H215V91H214V93H213V91H211L210 93H212V94H209V93H207V94H209L210 95V97H207L206 98V100L207 101H210L209 103H211V104H216V103H218V102H221V103H223V105H224V111L223 112H221V113H218L217 114V116H215V117H212V116H210L209 114H202V117L200 116V114L198 113V111L194 114V116H195V118L193 119V123L194 122H199V121H201V127H204L205 129L207 128V126L209 125V123H211V121L213 122V121H215L216 122V125L217 124H222L223 126H224V129H222L221 131H222V136L220 137V135L221 134H219V132H221V131H219L218 133H216V134H218V138H220L221 140V143L219 144V145H222L221 147H223V151H221V152H219L217 155H215V157H216V160H218V161H220V159H222V158H224V159H226L227 161H230V162H233V163H235V169H234V171L231 173V174H223L221 171H218V170H213V171H211V172H209V174L207 175V178L204 180V181H201V182H198V180H195V178L197 177L196 176V174H195V171H194V169H195V167H194V162H195V159H189V157L187 158V156L185 157V156H182L183 154H182V152H186V149H187V146L186 145H184V146H182V149L184 150V151H182V150H180L181 151V153H179L180 155L178 156V157H180V159H184V167H183V169H184V172H185V175H184V177H182L183 179H182V181L176 186V187H173V186H168V187H166L165 188V193L168 195L167 196V199L166 200H164V201H154V200H151V199H149L148 198V196L149 195H146L145 196V198L143 199V200H141V199H139V198H137V196L139 195V194H142V193H144L147 189H149V188H151V183H148V181H146V178L144 177V176H142V175H139V173H137V169H136V167L138 166V161H139V159H138V156H139V154L137 153V152H134L133 150H132V153L131 154H129V156H131V159H129V162L130 163H127L126 165H125V160H120L119 161V163L118 162H115V160H111V161H109V163H108V165H107V175H106V178L107 179H109V183H108V187H110L112 190H114L113 192V195L110 197V196H102L101 198H102V205H101V210L103 211V212H105V213H107V212H113V211H116V213L118 212L119 214H120V221H122V222H125L127 225L128 224H130V217H129V215L130 214H132V213H138V214H140L141 216H142V218H144V219H149V218H152V217H155V213H157V212H159L160 214H165V216H167L169 219H163L164 221L163 222H160L159 223V225L156 223V222H153L152 223V227L150 228L151 229V233H150V235H151V237H154V238H156L159 242H161V243H163V246L164 247H166V248H171V249H173V253H172V256H171V258H169L168 259V261L170 262H172V263H175V264H177V263H179L180 262V257H182V256H186V258H187V261H188V263L189 264H198V262L200 261V260H206L207 261V263L208 264H263L262 263V258L264 257V154H261V155H259L258 154V151L261 149H264V127H262L261 129H259L260 131V139H257L256 140V136L253 134L254 132V128H253V125H255V123H258V125H261L263 122H264V119H262L261 118V116H260V112L259 113H254V112H252V113H247V115L245 116V118H244V120H245V122H243V121H241V115L239 114V113H237L236 111L237 110H239L240 108H241V106H242V104L245 102V101H248V100H251L252 98H254L255 97V95H247V93L245 92V88L243 87V86H241V87H239L235 92H231L230 93V91H228V89H229V87L231 86V85H233V83H235V82H241V81H244L245 79H243L242 80V74L244 75V73H240L241 71H239V69L237 68L238 67V63H237V66H235V65ZM20 65V64H19ZM61 65L63 66V64L61 63ZM60 65V66H61ZM116 65V64H115ZM145 65V64H144ZM220 66H221V64H219ZM18 66V65H17ZM25 66V65H24ZM23 66V67H24ZM42 66V65H41ZM57 66V65H56ZM55 66V67H56ZM59 66V67H60ZM69 66V65H68ZM73 66V65H72ZM71 66V67H72ZM21 67V66H20ZM32 67V66H31ZM34 67L35 68H37L35 65H34ZM77 67V69H78V67H80V66H76ZM240 67V66H239ZM5 68H8V67H5ZM11 67H9V69H10V71L9 72H11V74L10 73H8V76L7 75H5V74H2V73H0V74H2V75H0L1 77L4 75V76H7V79H9V80H7V81H11V77H12V72L13 71H11V69H12ZM28 68V67H27ZM70 68V67H69ZM84 67H80V69L82 70ZM125 69H126V67H124ZM128 68V67H127ZM145 68V66L142 68V66H141V69L143 70ZM216 68L218 69V67H217V65L215 66V70H216ZM32 69H34V68H32ZM60 70L62 69V67H60L59 68ZM85 69V68H84ZM123 70L124 72L126 71V70ZM140 69V70H141ZM213 69V71H214V68H212ZM220 69V68H219ZM8 70V69H7ZM39 70V69H38ZM72 70V69H71ZM79 70V69H78ZM81 70H79V71H81ZM113 70V69H112ZM241 70V69H240ZM29 71H30V69H29ZM29 71H26V72H28L27 73V75L29 74ZM33 71H36L35 69L33 70ZM51 71V70H50ZM62 71V70H61ZM76 71V70H75ZM83 71V70H82ZM85 71V70H84ZM83 71V72H84ZM243 71V70H242ZM15 72V71H14ZM14 72H13V74H14ZM21 73H24L25 74V70H24V72H22V71H20ZM30 72H32V70L30 71ZM49 72V71H48ZM86 72V71H85ZM85 72L83 73V77L82 78H86V76H84V75H86L85 74ZM110 72V71H109ZM120 73L119 74H122L121 73V71H119ZM216 72L214 73V74H216ZM19 73V72H18ZM21 73H20V75H21ZM36 73V72H35ZM54 73V72H53ZM112 73V72H111ZM110 73V75H108L109 77L107 78L108 79V81L110 82V83H115V81H116V77H117V75L116 74H118V72L116 73V71H114V73L115 74H111ZM11 76H10V75ZM59 74H60V72H59ZM62 74V73H61ZM60 74V75H61ZM138 74H141V72L140 73H137V75H135L136 77H138L139 76V80H137V78H136V80H135V78H134V83H136L135 81H137L138 83L139 82H141V81H143V80H141V78H140V75H138ZM214 74H212V75H214ZM14 75H16L17 77H15V78H18V74H14ZM19 75V77H21L20 79H21V83L19 82L20 81V79H18L19 81L18 82H16L17 80H15V79H12L13 80V82H12V84L14 85L13 86V88H12V90H14V88H15V86H16V88H17V83L19 84L20 83V86H22V87H20L19 85V87L20 88H22L23 89V87H24V85H22V84H24L26 81H24V79H26L25 78V76H27V75H22V76H20ZM34 75H36V74H34ZM55 75V74H54ZM63 75V74H62ZM81 75H82V73H81ZM24 76V77H23ZM32 76H33V73H32ZM105 76H107L106 74H105ZM118 76H121V75H118ZM134 76V77H135ZM220 76V77H219ZM0 77V78H1ZM10 77V78H9ZM29 77V75L27 76V79H30L31 80V82H32V79L31 78H28ZM30 77H31V75H30ZM66 77V76H65ZM74 77V76H73ZM80 77V76H79ZM78 77V78H79ZM93 77H94V75H93ZM214 77H215V75H214ZM22 78H23V80H22ZM81 78V77H80ZM106 78V77H105ZM119 78V77H118ZM124 78H126V77H124ZM213 78V77H212ZM1 79H3V78H1ZM1 79H0V81H1ZM37 79H39V78H36V76H35V80H37ZM104 79V78H103ZM106 79V80H107ZM177 79V80H176ZM215 79V78H214ZM4 80V79H3ZM2 80V81H3ZM14 80H15V82H14ZM87 80V81H86ZM91 79H89V81H90ZM101 80H102V78L100 79V80H98L99 81V83L101 82ZM120 80H121V77H120ZM126 80V79H125ZM6 81V83L8 84V82ZM24 81V82H23ZM29 80H27V82H28ZM75 81V80H74ZM80 82H78V80L76 81V82H78V84L79 83H81V81H83L82 79L81 80H79ZM85 81L86 82H88V83H90L89 81H88V79L86 78L85 79ZM93 81H94V79H93ZM175 81L176 82H179L180 84V87H178V89H176L177 88V86H174V83H175ZM208 81H209V79H208ZM30 82V83H31ZM33 82H35L34 81V78H33ZM36 82H38V81H36ZM68 82V81H67ZM85 82V83H86ZM97 82V81H96ZM102 82L103 83H106V81L104 80H102ZM108 82V83H109ZM210 82V81H209ZM4 83V82H3ZM2 83V85H6L5 83L3 84ZM10 83V85H12L11 84V82H9ZM30 83H28V84H30ZM88 83H86V85L83 83H81V84H79V89L76 87V89L75 90H79V92L81 93V91H80V85H82V90H83V92H88L89 91V88L90 87H88L89 85H88ZM103 83H102V85H103ZM117 84H118V86L117 87H121L122 85L121 84H119V79H117V82H116ZM115 83V85H117ZM125 83H127L126 81H125ZM124 83V84H125ZM128 83H130V82H128ZM216 83V82H215ZM216 83V84H217ZM243 83V82H242ZM241 83V84H242ZM26 85H27V83H25ZM34 84V83H33ZM95 84V82H93V85ZM144 84H146V83H144L143 82V84L142 85H144ZM2 85H0V86H2ZM35 85V84H34ZM38 85V84H37ZM72 84H70V86H71ZM77 85V84H76ZM91 85V84H90ZM97 85V84H96ZM96 85H94V88L96 87ZM101 84L99 85V86H101V87H103ZM129 86L131 85V84H128ZM128 85H127V88H129L128 87ZM136 85V84H135ZM188 85H190V86H188ZM215 85V84H214ZM28 86V85H27ZM31 86H33V85H31ZM65 86V85H64ZM67 86V85H66ZM69 86V87H70ZM83 86H85L84 88H83ZM88 87V91H87V87ZM12 87V86H11ZM18 87V89H16V90H18L19 91V88ZM68 87V88H69ZM93 87V86H92ZM123 87V86H122ZM126 87V86H125ZM135 87H137V86H135ZM176 87V88H175ZM216 87V86H215ZM243 87V88H242ZM0 88H2V87H0ZM26 88H27V90H28V87H25L22 91H25L26 90ZM94 88H92V89H94ZM98 88V87H97ZM106 88H108V87H106ZM105 88V89H106ZM113 88H114V90H116L117 91V88L114 86V84H113ZM116 88V89H115ZM147 88V87H146ZM53 89H54V87H53ZM67 89V88H66ZM91 89V88H90ZM103 88H100L99 89V91L102 93L103 92V90H102ZM118 89H121V88H118ZM125 89V88H124ZM131 89V88H130ZM140 89V87H137V88H135V91H134V89H133V93L131 92V94H129V89H128V92L126 91V93L125 92H123V89H122V92H123V95L119 92L118 93V95H115V96H119V94H121L120 96H121V100H120V104L118 103L119 101H117V102H115L116 101V99H118V98H120V97H116V98H114V97H112V96H109V97H112V98H110V99H108V97H106V101L104 102V104H99L98 106L99 107H101L100 105H103L102 107H103V110L101 109V108H99L98 107V110L99 109H101L100 110V112L99 113H101V116H103L102 118H101V116H100V121H101V123H103V124H106L107 126H109L110 125V123L113 121V120H115L116 119V117L118 118H121V119H124L125 121H127L128 120V123H132V121L134 120V123H138L139 124V126H141L140 124H141V122H142V120L141 119H143V117L142 116H144V115H142V113H140L139 112V110H138V108H139V106H138V103H137V98L136 97H138V90ZM214 89V88H213ZM10 90V89H9ZM55 90V89H54ZM54 90L52 91V94H53V97L56 95L55 94V92H54ZM57 90V89H56ZM59 90V89H58ZM57 90V91H58ZM85 90V91H84ZM0 91H2L1 89H0ZM17 91V92H18ZM21 91V92H22ZM30 91V90H29ZM36 91V90H35ZM68 91V90H67ZM32 92H34V91H32ZM90 92V91H89ZM109 92H110V89H109ZM28 93H30V92H28ZM63 93V92H62ZM66 93V92H65ZM64 93V94H65ZM78 93V92H77ZM91 93V92H90ZM100 93V94H101ZM262 93V95L264 96V93L263 92H261ZM22 94V93H21ZM21 94H19V95H21ZM25 93L23 92V94L22 95H24ZM33 94H35V93H33ZM58 94V93H57ZM73 94H74V92H73ZM104 93H102L101 94V96H99V99H100V97H101V99L100 100H102V98L104 97V95H103ZM16 95V94H15ZM30 95H32L31 93H30ZM76 95H78V94H76ZM75 95V96H76ZM84 95L85 96H87L86 94H82V96L84 97ZM110 95V94H109ZM113 95V94H112ZM2 96V95H1ZM88 96H89V94H88ZM103 96V97H102ZM106 96H108V95H106ZM20 97V96H19ZM22 97V96H21ZM50 97V96H49ZM60 97V96H59ZM72 97V96H71ZM81 97V96H80ZM27 98V97H26ZM96 98V97H95ZM98 98V97H97ZM149 98H150V100H154V98H155V91H150L149 92ZM30 99V98H29ZM79 99V98H78ZM205 99V98H204ZM209 99V100H208ZM6 100V99H5ZM88 100H91V99H89V98H85V103H86V101H87V103H88ZM35 101V100H34ZM79 101V100H78ZM93 101V100H92ZM128 101H130L131 102V104L132 105H128L127 103H128ZM74 102V101H73ZM80 102H82V101H80ZM90 102V101H89ZM97 102V101H96ZM85 103H81L82 105L84 104L85 106H88L89 104L91 105L92 104V106H95L96 104H94V102L93 103H88V104H85ZM100 103H103V101L102 102H100ZM117 103V105H115ZM208 103V102H207ZM208 103V104H209ZM19 104V103H18ZM44 104V103H43ZM42 104V105H43ZM25 105H26V102H25ZM83 105V106H84ZM150 106V111H149V113L151 114V116H152V118H154L155 116L156 117H158L159 118V116H160V113L162 114L163 112H160V111H164V112H168L167 110L165 111V110H163L164 108H161L162 110H160L159 108H158V106L157 105H155V103H153V102H151L150 104H149ZM62 106V105H61ZM116 106H118V109L119 110H117L116 108ZM63 107V106H62ZM73 107V106H72ZM89 108V110H87V111H90L91 109H90V106H88ZM96 107V106H95ZM148 107V108H149ZM16 108V107H15ZM29 108V107H28ZM27 108V109H28ZM67 108V107H66ZM79 108V107H78ZM86 108V107H85ZM14 109V108H13ZM83 109V108H82ZM9 110V109H8ZM34 110H35V108H34ZM92 110H95V109H92ZM130 110V111H129ZM149 110V109H148ZM170 110V109H169ZM13 111H15V110H13ZM17 111H19L18 110V108H17ZM26 111V110H25ZM27 111H29V109L27 110ZM26 111V112H27ZM63 110H61V112H62ZM66 111V110H65ZM86 111V110H85ZM102 111V112H101ZM171 111V110H170ZM9 113H10V111H9ZM56 113V112H55ZM63 113V112H62ZM85 113V112H84ZM86 113H88V112H86ZM85 113V114H86ZM90 113V112H89ZM92 114H93V112H91ZM14 114V113H13ZM54 114V113H53ZM65 114H67L66 112H65ZM64 114V115H65ZM103 114V115H102ZM19 115V114H18ZM56 115H58V114H55V116ZM68 115V114H67ZM75 115V114H74ZM80 115L81 114H79L78 116L80 117ZM82 115H83V113H82ZM87 115V114H86ZM86 115H84V116H86ZM89 115V114H88ZM97 115H98V113H97ZM165 115H167V114H165ZM168 115H170V112H168ZM168 115H167V120H168ZM7 116V115H6ZM10 116V115H9ZM12 116V115H11ZM10 116V117H11ZM77 116V117H78ZM98 116V117H99ZM147 116V114L144 116V117H146ZM163 116V118L161 117V120L160 121H162L163 119H166V116H165V118H164V115H162ZM20 117V116H19ZM53 117V116H52ZM78 117V118H79ZM82 117V116H81ZM96 117V116H95ZM139 117H142L141 119L139 118ZM170 117V116H169ZM201 117V118H200ZM16 118V117H15ZM38 118H39V116H38ZM132 119V121H129L130 119ZM158 118H156L155 120H153V119H150V120H152L151 122V124H153V121H154V123H156V121H157V119ZM11 119H13V116H12V118ZM17 119V118H16ZM56 119H59V118H56ZM55 119V120H56ZM102 119V120H101ZM139 119V120H138ZM145 119L146 118H144V121H145ZM46 120V119H45ZM54 120V121H55ZM92 120H93V118H92ZM96 120V119H95ZM159 120V119H158ZM54 121H52V122H54ZM67 121V120H66ZM98 121V120H97ZM164 121V120H163ZM161 122V123H163L162 125H161V127L165 124L164 122ZM51 122V123H52ZM59 122V121H58ZM73 122V121H72ZM81 122H82V120H81ZM114 122V121H113ZM140 122V123H139ZM146 122V121H145ZM158 122V121H157ZM29 123V122H28ZM39 123H40V119H39ZM55 123V122H54ZM57 123V122H56ZM195 123V124H196ZM144 124V123H143ZM179 124L183 127V128H186V129H188V128H190L192 125H190V122H189V119H185V118H183L182 117V115L180 116V121H179ZM77 125V123L75 124V126ZM87 126H88V124H86ZM99 125H102V124H99ZM132 125V124H131ZM135 125H137V124H135ZM145 125V124H144ZM199 125V124H198ZM198 125L196 124V127L195 128H197L198 127ZM12 126V125H11ZM9 127L8 129H10V128H12V127ZM73 126V125H72ZM92 126V125H91ZM3 127V126H2ZM5 127V126H4ZM41 127V126H40ZM55 127V126H54ZM78 127V126H77ZM102 127V129H103V126H101ZM163 127H166L165 125L163 126ZM20 128V127H19ZM131 128V126L129 127V128H127V130L126 131H128L129 129ZM3 129V128H2ZM105 129H106V127H105ZM159 130H160V128H158ZM163 129H165V128H163ZM185 129V130H186ZM5 130V129H4ZM28 130H30V128L28 129ZM54 130V129H53ZM107 130H108V128H107ZM131 130V131H130ZM129 130V132L127 133V137H129V139H134V137L136 136L135 135V133L136 132H134V129L132 128V129H130ZM103 131H104V129H103ZM161 131V130H160ZM8 132V131H7ZM16 132V131H15ZM14 132V133H15ZM159 132V131H158ZM13 133V131H12V133H11V135L12 134H14ZM18 133V132H17ZM104 133H106V134H104ZM104 133H101V134H104V135H106V136H104V135H102V136H104V140L105 141H107V142H109V144H107V147L109 146V150H112V153H111V159H112V157H114L115 155H116V151H114V149H115V145L113 144L114 142H116L117 141V139H116V141H114L113 143L111 142V135L112 134H109V132L108 131H106L105 130V132ZM153 133V132H152ZM160 133V132H159ZM231 133H233L234 135H235V138H236V141H232V140H230L229 139V135L231 134ZM241 133H243V135H244V137H243V141H239V135H241ZM4 134H5V132H4ZM11 135H7L8 136V138H9V136H11ZM110 135V136H109ZM142 135H143V133H142ZM155 135V131H154V134H153V136ZM162 135V136H161ZM255 137H254V136ZM13 136V135H12ZM12 136H11V138H12ZM97 136H98V134H97ZM115 136V135H114ZM148 136H149V134H148ZM151 136V135H150ZM149 136V137H150ZM160 136V137H159ZM159 136H157V138H159L158 139V142H160V143H162V141H163V139H164V134H162V133H160V135ZM24 137V136H23ZM113 137V136H112ZM116 137H118L117 135H116ZM115 137V138H116ZM139 137V136H138ZM16 138V137H15ZM15 138H14V140H15ZM25 138V137H24ZM54 138V137H53ZM136 138H137V136H136ZM148 138V137H147ZM151 138H153L152 136H151ZM183 139V138H185L184 136H182L181 134L180 135H178V143H177V146L178 147H180L181 145H182V141H181V139ZM10 139V138H9ZM144 139V138H143ZM180 139V140H179ZM4 140H6V138L4 139ZM8 140V139H7ZM23 140H25V139H23ZM52 140V139H51ZM153 140V142H154V139H152ZM161 140V141H160ZM9 141H11V142H9ZM15 141H17V140H15ZM19 141H21V140H19ZM31 141V140H30ZM7 142V141H6ZM5 142V143H6ZM8 142L9 143H12V140H8ZM23 142V141H22ZM156 142V141H155ZM154 142V143H155ZM52 143V142H51ZM15 144H16V142H15ZM20 144H21V142H20ZM19 144V146H20V148H16V150H15V148L13 147V149L15 150V151H17V149H18V155L19 156H21V154L23 153V152H26L27 150L25 149H22L21 147V145ZM23 144V143H22ZM159 144V143H158ZM17 145V144H16ZM50 145V144H49ZM155 145V144H154ZM242 145V146H241ZM10 146V144H8V148H6V154H4V153H2V155L4 154V156H3V158L1 159V160H3V161H1L0 160V162L2 163L3 162V166L1 167V168H3V167H5V166H7L8 164H7V162H6V165H5V161H8V159H9V165H10V163H12L13 161L12 160H10V159H13L14 160V158H13V156L12 155H10L11 154V150H12V152H13V149H10V148H12L11 146ZM158 146V145H157ZM24 147V146H23ZM28 147V146H27ZM29 147H30V145H29ZM36 148H38V146H35ZM34 147V148H35ZM106 147V148H107ZM25 148V147H24ZM36 148H35V150H36ZM52 148V147H51ZM10 149V150H9ZM32 150H33V147L31 148ZM31 149L29 150L30 152H31ZM43 149V148H42ZM2 150V149H1ZM24 150V151H23ZM37 150H39V148L37 149ZM49 150H51L50 149V147H49ZM260 150V151H261ZM42 151V150H41ZM47 151H48V149H47ZM177 151H179V149L177 150ZM28 152V151H27ZM50 152V151H49ZM49 152H47V154L49 153ZM36 153V152H35ZM34 153V154H35ZM44 153H46V152H44ZM146 153V152H145ZM14 154H15V152H14ZM26 154V153H25ZM33 154V153H32ZM46 154V155H47ZM103 153H101V155H102ZM182 154V155H181ZM16 155V154H15ZM24 155V154H23ZM40 154L38 153V156H39ZM43 155V154H42ZM42 155H40V156H42ZM9 156H12V158H8ZM18 156V158L19 159H17V161L18 162H20V161H22V160H20V158L22 157H19ZM27 156H28V154H27ZM27 156H26V158H27ZM36 156H37V154H35L34 155V158H36ZM40 156H39V158L38 159H40ZM123 156V155H122ZM1 157V156H0ZM15 157H17V156H15ZM33 157V156H32ZM45 158L47 157V156H44ZM80 157V156H79ZM140 157V156H139ZM177 157V158H178ZM29 158H31V156H30V154H29ZM28 158V159H29ZM33 158V159H34ZM124 158V157H123ZM191 158V157H190ZM202 158V157H201ZM248 158H251L252 159V169L250 168V170H249V168L247 167V166H245V164H244V161L245 160H247ZM23 159V158H22ZM37 159V160H38ZM125 159H126V157H125ZM24 160H26L25 159V156H24ZM31 160V159H30ZM30 160H27V161H30ZM35 161H36V159H34ZM33 160V165L35 166V170L33 171V172H31L32 174H31V178H32V181H33V184H34V189H36V190H39L40 188H41V184L40 183H38V174H37V169H36V167L39 165L40 166V164H39V162H38V164H37V162H35ZM41 160V159H40ZM46 160V159H45ZM48 160V159H47ZM54 160V159H53ZM16 161V160H15ZM16 161V162H17ZM49 161H50V159H49ZM128 161V160H127ZM32 162V161H31ZM35 162V163H34ZM138 162V163H137ZM21 163V162H20ZM27 163H30V162H27ZM36 164H37V166H36ZM156 164H157V167L161 170V171H163V173H162V175H164V174H166V168H167V164H168V161H167V159H165V157H163V156H161V157H159V158H157L156 159ZM2 165V164H1ZM20 165V164H19ZM21 165H23V164H21ZM20 165V166H21ZM25 165H26V162H25ZM50 165H51V163H50ZM49 165V162L48 161H46L45 162V170H46V174H45V179H51L52 178V174H51V170H50V168H51V166ZM129 165V167H127ZM20 166H18V168L20 167ZM34 166H32V167H34ZM25 167V166H24ZM26 169H27V167H25ZM38 168H41V167H38ZM175 168H176V166H175ZM22 169V168H21ZM31 169V168H30ZM8 170H10V169H8ZM24 170V169H23ZM41 170V169H40ZM11 171V170H10ZM26 171V170H25ZM124 171H127V172H129V176H128V184L127 185H129V186H126V188H124V187H122V185L124 184V182H122L123 180H124V178H121L120 179V181H118L117 183L116 182H112V180L111 179H113V177L115 176V175H120V173H123ZM186 171H187V173H186ZM24 172V171H23ZM249 172H250V174H249ZM2 173H4V171L2 172ZM2 173H0V176H2V175H4V174H2ZM6 174H7V172H5ZM10 173V172H9ZM27 173V172H26ZM178 173V172H177ZM247 174H249L250 176H251V178H257V180H255V181H249L250 182V184L248 185V187L246 186L245 187V185L246 184H244V188H243V179L242 178H244V177H250V176H247ZM11 175V174H10ZM186 175H187V177H186ZM3 177V179L2 180H0L1 181V184L0 185H2L3 186V184H4V186H5V188L6 187H9V189H10V186H11V184L13 183L14 184V181H12L11 179H9L8 177L6 178L5 176H2ZM18 177V176H17ZM51 177V178H50ZM12 178V177H11ZM190 179L188 182H185L184 181V179ZM245 179V181L247 182V180L248 179ZM1 179V178H0ZM15 180V179H14ZM52 180V179H51ZM244 181V182H245ZM249 182H247V183H249ZM23 183V182H22ZM16 185V184H15ZM158 185V184H157ZM242 185V186H241ZM237 186H240L241 187V190L242 191H244L243 189H245V188H249V190H248V193H253L254 195H255V206H253V207H249L248 206V204L245 202V198H246V196H247V194H246V196L245 197H243V196H241L240 194H244V193H241L242 191L240 190V194H239V192L237 193L236 192V190H235V187H237ZM13 187V186H12ZM3 188V187H2ZM1 188V189H2ZM243 188V189H242ZM4 189V188H3ZM13 189V188H12ZM32 189V188H31ZM125 189V190H124ZM246 190V189H245ZM4 191V190H3ZM6 191V190H5ZM4 191V192H5ZM8 191H10L11 192V189L10 190H8ZM31 191V190H30ZM190 191V192H189ZM192 192V194L191 195H193V192H194V194H202V198H200V199H198V201L197 200H193V201H195V205L192 207V210H193V212H197L196 213V216H192L191 217V219H190V221L188 220V219H186L187 217H185V219H183V220H181L180 222H179V226H184V223H187V222H190L191 223V232H190V234H188L187 232H182L181 233V235H180V237L179 238H177L176 240H173V239H171V238H169L168 237V235H169V231H171V229H172V225H173V222H174V220L175 219H177V218H179V217H181L182 215H184L185 213H186V211L185 212H183L182 211V209H183V203H182V201H180L179 203H176V204H173V202H174V200H176V199H178L179 197H182L183 199H184V196H187V197H189V193H191ZM245 192V191H244ZM3 194H5V193H3ZM3 194H1L2 196L1 197H3L4 195ZM31 194V193H30ZM7 194H5V196H6ZM9 195V194H8ZM190 195V196H191ZM237 195H238V197H237ZM245 195V194H244ZM5 196H4V198H5ZM127 196H129V197H127ZM31 197V196H30ZM32 198V197H31ZM28 199H29V197H28ZM174 199V200H173ZM34 200H35V198H34ZM31 201V200H30ZM192 201V200H191ZM192 201V202H193ZM7 202V201H6ZM34 202V201H33ZM197 202V203H196ZM8 204V203H7ZM3 206V205H2ZM3 207H4V209H3ZM3 207H1V209H2V211H3V213H4V215H5V211H6V208H5V206H3ZM159 210V211H158ZM189 210V209H188ZM2 211L0 212V217H3V216H1V215H3V213H2ZM9 213H11V211H9ZM8 213V214H9ZM158 213V214H159ZM239 214L240 213V216H238V218H233L236 214ZM187 214V213H186ZM7 217H8V215H6ZM185 216V215H184ZM9 217H10V215H9ZM8 217V218H9ZM136 217V216H135ZM165 218V217H164ZM4 219V218H3ZM132 220H133V218H132ZM0 221H2L1 220V218H0ZM144 221V220H143ZM4 222H5V219L3 220V222H2V228H3V231H4V227H5V225H3L4 224ZM7 222H9L8 220H7ZM1 224V223H0ZM232 225V226H231ZM2 228H1V230H2ZM206 228V229H205ZM0 230V233L2 234H0L1 236H0V239H2V237H3V235H4V232L3 231H1ZM8 233V232H7ZM8 235V236H7ZM7 235H5V236H7V237H9V233L7 234ZM4 236V237H5ZM6 237V238H7ZM25 237H27V236H24L23 237V241H25L26 243H28V238L26 239ZM193 238H195V239H202L203 240V243H204V247H203V249H196L195 248V243L193 242ZM194 239V240H195ZM3 241H4V238L2 239ZM0 241V243L1 242H3V241ZM6 240H8V239H6ZM6 242H8V241H6ZM3 245H5V243L4 244H2V246L1 247H3ZM7 245H8V243H7ZM8 246H7V249L6 248H0V249H2L0 252L2 253V255L4 256V257H6L7 255V253L9 252V250H8ZM27 249H29V247H27ZM225 250H227V251H229V253H230V256L228 257V258H226L224 261H218V260H216V256L218 255V253H220L221 251H225ZM8 251V252H7ZM11 252V251H10ZM179 252H180V254H179ZM232 253V254H231ZM255 254H257V255H259L258 256V258H256L255 260L253 259L252 261H251V256H253V255H255ZM2 256V257H3ZM249 259H250V261H249ZM1 261H3V263L5 262L4 261V259L2 258V260Z\"/></svg>", "mask_w": 264, "mask_h": 264}, {"label": "snow or ice", "instance_id": "3", "mask_svg": "<svg viewBox=\"0 0 264 264\" xmlns=\"http://www.w3.org/2000/svg\"><path fill=\"white\" fill-rule=\"evenodd\" d=\"M260 11L262 20H264V0H260Z\"/></svg>", "mask_w": 264, "mask_h": 264}]
</instances>
